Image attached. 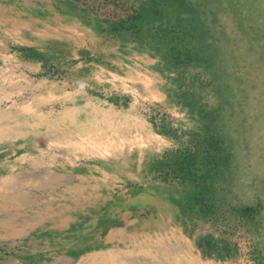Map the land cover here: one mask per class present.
<instances>
[{
  "label": "rangeland",
  "instance_id": "374dc122",
  "mask_svg": "<svg viewBox=\"0 0 264 264\" xmlns=\"http://www.w3.org/2000/svg\"><path fill=\"white\" fill-rule=\"evenodd\" d=\"M0 264H264V0H0Z\"/></svg>",
  "mask_w": 264,
  "mask_h": 264
},
{
  "label": "crops",
  "instance_id": "0c3cea01",
  "mask_svg": "<svg viewBox=\"0 0 264 264\" xmlns=\"http://www.w3.org/2000/svg\"><path fill=\"white\" fill-rule=\"evenodd\" d=\"M11 188V187H10ZM14 188V187H13Z\"/></svg>",
  "mask_w": 264,
  "mask_h": 264
}]
</instances>
